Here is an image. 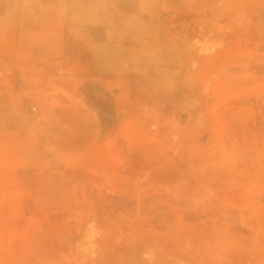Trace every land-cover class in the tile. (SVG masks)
<instances>
[{"label": "rangeland", "instance_id": "1", "mask_svg": "<svg viewBox=\"0 0 264 264\" xmlns=\"http://www.w3.org/2000/svg\"><path fill=\"white\" fill-rule=\"evenodd\" d=\"M264 0H0V264H264Z\"/></svg>", "mask_w": 264, "mask_h": 264}, {"label": "built area", "instance_id": "2", "mask_svg": "<svg viewBox=\"0 0 264 264\" xmlns=\"http://www.w3.org/2000/svg\"><path fill=\"white\" fill-rule=\"evenodd\" d=\"M262 103L264 104V95L262 96Z\"/></svg>", "mask_w": 264, "mask_h": 264}]
</instances>
